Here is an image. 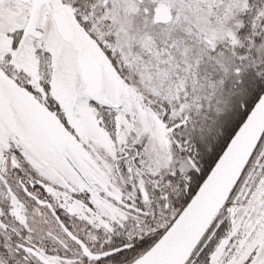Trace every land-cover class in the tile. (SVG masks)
I'll use <instances>...</instances> for the list:
<instances>
[{
    "label": "snow or ice",
    "instance_id": "1",
    "mask_svg": "<svg viewBox=\"0 0 264 264\" xmlns=\"http://www.w3.org/2000/svg\"><path fill=\"white\" fill-rule=\"evenodd\" d=\"M0 264H264V0H0Z\"/></svg>",
    "mask_w": 264,
    "mask_h": 264
}]
</instances>
